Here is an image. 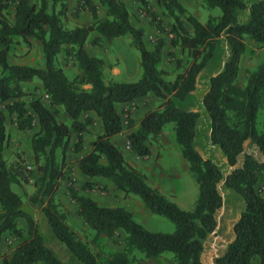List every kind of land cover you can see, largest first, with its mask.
<instances>
[{
    "label": "trees",
    "instance_id": "16d2710c",
    "mask_svg": "<svg viewBox=\"0 0 264 264\" xmlns=\"http://www.w3.org/2000/svg\"><path fill=\"white\" fill-rule=\"evenodd\" d=\"M68 1L0 0V103L6 110L0 109V244L6 232L22 238L10 256L2 258L3 264H65L39 231L34 217L37 208L43 213L52 235L79 264H136V252L146 258L170 252L172 264H206V246L217 235L223 207L221 182L243 203L231 224L225 251L216 256L215 264H254L255 261L264 264V196L255 187L264 176V161L246 150L247 143L252 142L264 155V128H256L257 114L264 110V59L247 72L244 83L238 81L248 43L264 46V0L250 3L247 0H202L205 7L221 11L220 15L210 14L205 22L187 13L179 0H165L164 9L174 20L171 43L186 54L184 64L177 60L181 71L172 80L166 78L168 70L161 65L164 40L157 39L149 48L143 29L132 24L122 0H100L106 9V19L70 29L64 28L61 21ZM135 1L161 30L150 0ZM10 3L14 4L12 18L3 12ZM85 8L96 18L97 7L92 0L78 2L77 10ZM239 9L248 10L246 21L240 19ZM183 20L190 29L184 26ZM92 31L108 40L129 34L140 53V78L105 82L103 60L90 55L84 47ZM15 37L27 45L32 38L40 42L41 66L9 62L8 53ZM221 37L228 44V55L221 69L210 76L202 105L210 120L209 141L220 148L231 167L226 175L195 145L198 112L178 104L196 89ZM61 51L77 59L80 72L72 78L55 63ZM35 78L50 103L63 108L70 124L59 121L55 112L40 99H33L28 109L21 99L22 83ZM149 94L156 96L160 103L143 115L136 129L131 127L129 119L130 150L138 156L149 155L148 140L160 135L164 126L171 123L179 152L198 186L191 210L182 209L149 185L145 174L130 165L111 140L123 129V118L117 106ZM89 112L99 117L102 131L91 141V150L78 159L81 173L90 178H106L115 189L138 195L150 210L174 222L172 233L148 230L124 207L101 205L90 196L77 194L72 186L69 191L78 202L76 214L94 231V239L114 238L122 232L123 248L107 255L94 252L67 223L66 213L55 199L65 177L57 151L65 153L70 147L77 153L83 150V133L93 122ZM7 113L15 117L13 123L19 130L32 129L33 120L37 121L38 128L31 137V165L18 160L8 163L4 156L9 137ZM72 133L76 140L71 146ZM27 183L34 187L30 194L24 188ZM94 183L87 181L85 187L93 189ZM13 185L20 192L14 191ZM24 205L32 211L26 210ZM19 219L26 223V237L24 230L18 227Z\"/></svg>",
    "mask_w": 264,
    "mask_h": 264
},
{
    "label": "rangeland",
    "instance_id": "374dc122",
    "mask_svg": "<svg viewBox=\"0 0 264 264\" xmlns=\"http://www.w3.org/2000/svg\"><path fill=\"white\" fill-rule=\"evenodd\" d=\"M79 1L80 0L68 1L65 12L61 14V21L64 28L70 29L75 26H89L94 24L97 20L107 18L105 6L100 0H92L97 7L96 18H93L91 12L86 8L77 10ZM122 1L128 8L132 24L143 29L144 41L149 48L154 46L157 39L162 38L164 40V56L161 65L168 70L166 78L172 80L176 73L181 71V68L177 65V60H181V65L184 64L186 54L185 52H181L177 45H172L171 43L172 38H174V33L172 31L174 20L164 9L163 2L165 0H150V6L160 20L161 30H159L156 24L151 21V18L145 14L138 2L135 0ZM179 1L186 8L187 13L196 16L202 22H205L210 14H221L219 8L209 9L205 7L202 0ZM59 8L60 6L57 5V10ZM3 12L9 18H12L14 4L10 3ZM183 24L188 29L191 28L184 20ZM13 44L14 45L11 46L8 53V60L10 63L31 66L42 65V52L40 49V42L37 39L32 38L30 45H27L18 37H15V43ZM84 47L90 55L103 60V75L105 82L111 80L136 81L140 78L142 73L140 53L134 46L132 37L129 34H124L108 40L98 32L92 31L88 34L84 42ZM221 48V42H219V51ZM263 59L264 46H258L249 42L246 53L241 61L238 81L244 83L247 72L253 70ZM55 63L57 66L63 68L69 78H72L80 72L77 59L74 56L66 55L64 51L57 54ZM208 77L209 75L207 74L203 75L200 86L204 85ZM22 87L24 94L21 96V99L25 101L29 110V103L33 99H40L46 107L55 112L59 121L70 124V120L66 116L63 108L50 103V99L43 93L41 83L38 79L35 78L32 81L23 82ZM199 95L198 91L196 98H199ZM159 103L160 101L156 96L149 94L139 99L136 103L119 104L117 109L123 118V129L121 133L117 134L115 139L111 138V140L119 147L125 160L130 165L139 170H143L142 172L145 174L146 181L149 185L158 189L167 198L177 203L182 209L191 210L198 195V186L189 171L187 161L183 159L179 152L178 144L174 138L173 125L171 123L166 124L160 135L151 137L148 140V145L151 150L148 156H138L132 152L127 145V135L131 131V128H129V119L131 120V127L136 129L139 126L142 115L148 110L157 108ZM0 109L6 111L3 107V103H0ZM88 114L92 117L94 115L95 118L93 117V122L88 126L87 131L83 133V150L77 153L70 147L65 153H61L60 150L57 151V159L58 161H62L65 177L61 181L59 189L55 194V199L60 208L66 213L67 223L83 241L90 245L94 252L107 255L110 252L123 248L122 240L124 234L122 232H119L114 238L100 236L94 239V231L76 214L78 202L73 199L69 191V186H72L77 194L90 196L101 205L124 207L132 213L135 221L142 224L148 230L172 233L175 230L173 221L150 210L138 195L115 189L110 180L102 177H94V180H92V182H95L94 188L89 189L85 187L86 182L89 180H87L79 170L78 159L91 150L90 143L96 135L100 133L98 128L101 124L99 117H97L94 112H89ZM14 118L13 115H8L7 113L6 128L9 137L5 146L4 156L8 163L18 160L26 165H31V137L38 128L37 121L33 120L32 129L19 130L13 123ZM208 120V116L199 119L198 129L204 131L209 128L210 123ZM256 128L258 130L264 128V110H259L257 114ZM75 140L76 135L72 133L70 141L71 146ZM24 188L28 194L34 191L32 183L24 184ZM12 189L16 192H20V189L16 185H13ZM24 208L29 209L30 207L24 205ZM40 212V208H37L34 212V217L46 244L54 249L58 257L62 259L65 264H79L72 254L55 239L46 220L37 215ZM232 220V216L224 214L220 218L217 235L214 236L206 246V264H214V253L220 250L228 240L231 230L229 225L230 222L232 223ZM18 227L24 230V237H26V223L23 219L18 220ZM2 239V244H0V264H3L2 258L4 256H10L12 250L22 238L19 239L12 233L6 232ZM136 255V264H172V253L170 252L153 258H146L144 255L137 252Z\"/></svg>",
    "mask_w": 264,
    "mask_h": 264
},
{
    "label": "crops",
    "instance_id": "0c3cea01",
    "mask_svg": "<svg viewBox=\"0 0 264 264\" xmlns=\"http://www.w3.org/2000/svg\"><path fill=\"white\" fill-rule=\"evenodd\" d=\"M247 1H248L247 3H250L251 1H255V0H247ZM237 13H238V15L242 21H246L248 19V10L247 9H239ZM219 40H220L219 42H221V47H222L221 50L219 51V45H218L213 59L209 63L206 70H204V72L201 73V75L198 79V84H197L196 89L193 92H191L185 100L178 102V104L181 105L183 108L195 110L198 112L199 115H198V118L196 121L195 144H197L196 146H197L198 150L201 152V154L205 157L210 158L219 167V169L222 171L223 175H226L227 173H229L231 171V167L227 164L226 157L222 153L220 148L218 146L212 145L210 143V141H209L210 125H209V128H207L204 131L198 129L199 119L204 118L205 116H208L207 112L205 111V108L202 105V97H203V94L205 93V91L208 89L209 78L211 75H213L214 73H216L217 71H219L221 69L223 62H224V59L228 55V44H227L226 40L224 39V37H221ZM40 49H41V45H40ZM163 56H164V49H163ZM163 56H162V58H163ZM42 59H43V56H42ZM204 74L209 75V77H208L207 81L204 83V85L200 86L201 80H202ZM198 91H199L200 95H199V98H196V94L198 95ZM143 97L136 98L133 101L128 102V103H136L139 99H142ZM91 115H93V114H91ZM93 117H94V115H93ZM142 117H143V115H142ZM208 119H209V116H208ZM208 121L210 123V120H208ZM98 131L99 132L102 131L101 124L98 128ZM115 137H117V135L113 136L112 139H115ZM201 144H202V146H201ZM127 145L129 147L128 141H127ZM246 150L248 152H251L253 154V156L256 159H258L259 161H264V155L260 152V150L257 148V146L254 143L248 142L247 146H246ZM140 171H143V170L140 169ZM85 178L89 181L94 180V178H90L87 176H85ZM255 187L264 196V176L260 177V179L256 183ZM219 189L223 195V207H222L220 215H219L218 228L220 225V218L222 217V215L224 214V215L232 216L233 217L232 222H233L236 219L238 211H239V209L243 203L242 199L237 194H235L232 190L227 188L223 184V182H221L219 184ZM26 210H28L30 212L32 211L31 208H29V209L26 208ZM42 214L43 213L40 212L37 215L41 216V218L45 219L44 215H42ZM231 224L232 223L230 222V225H229L230 228H231ZM2 240H1V244H2ZM225 243L221 247L220 250H218L214 253V260L218 254H222L225 251V248H226ZM204 259H205V257H204ZM205 262H206V260H205ZM214 264H215V262H214ZM254 264H257V261H255Z\"/></svg>",
    "mask_w": 264,
    "mask_h": 264
}]
</instances>
